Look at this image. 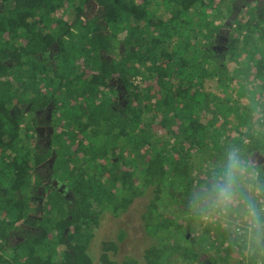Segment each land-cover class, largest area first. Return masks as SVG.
<instances>
[{
  "label": "trees",
  "instance_id": "obj_1",
  "mask_svg": "<svg viewBox=\"0 0 264 264\" xmlns=\"http://www.w3.org/2000/svg\"><path fill=\"white\" fill-rule=\"evenodd\" d=\"M216 1L224 4L220 12L215 9ZM232 1L0 0V46L10 49L14 60L33 59L37 50L58 42L62 72L39 76V80L48 86L66 87L59 96L64 99L60 112L67 127L64 132L71 142L81 134L76 148L70 150L73 157L67 155L71 168L67 169L66 163L63 167L72 200L47 187L48 207L43 205L41 211L46 215L44 221L19 242L11 241V233L17 232L19 223L33 211L29 194L40 179L18 147L24 138L7 111L12 97L9 81H0L5 86L0 89V181L4 177L7 181L0 182V264H93L87 246L99 215L106 210L118 215L148 188L152 196L141 219L154 242L144 250L145 264H203L204 240L216 248L217 257L211 264H221L236 255L233 253L243 252L240 238L227 229L216 230L217 237L207 234L206 239H195L184 234V225L177 221L180 211L190 214L196 152L224 155L234 145L251 156L264 175V163L254 159L256 154H264V104L247 106L262 118L252 123L245 119L243 123L231 122L227 114L237 113L239 108V103L235 107L230 104L234 90L224 96L212 90L216 86L224 90L225 80L233 71L236 76L239 72L235 68L222 78L226 61L235 56L221 59L210 47L221 17L236 18ZM91 2L97 12L87 17L83 5ZM249 14L253 18L247 28L229 33L227 51L242 46L246 59L253 63L251 77L246 68L242 74V82L254 86L245 93L248 100L256 92H264V33L259 24H252L257 18L264 22V4ZM5 32L8 36L2 37ZM5 49L0 48L1 55L7 53ZM115 75L127 84L135 107H112L116 90L110 80ZM135 77H140L141 85L133 82ZM202 109L210 111L204 119ZM239 126L244 127L242 133L233 139L223 137L225 127L237 130ZM34 160L39 161L37 157ZM211 175L207 173L206 178ZM161 202L176 210L162 212ZM116 249L115 241H103L99 264H116L110 256ZM245 262L264 264V256L248 255ZM124 264L140 263L126 257Z\"/></svg>",
  "mask_w": 264,
  "mask_h": 264
},
{
  "label": "rangeland",
  "instance_id": "obj_2",
  "mask_svg": "<svg viewBox=\"0 0 264 264\" xmlns=\"http://www.w3.org/2000/svg\"><path fill=\"white\" fill-rule=\"evenodd\" d=\"M138 1H141V0H138ZM214 5H216L215 6L216 11L220 12V11H222L224 4H223V2H220V1L217 2L216 1ZM257 6H258L257 3L248 2L244 8H242L238 11H235L236 12L235 13V17H236L235 20L236 21L232 20L233 22L231 21V23L232 24H237V23L243 24L242 28H244V29L247 28L248 27L247 22L250 21L251 18H253L250 16L249 11L256 10ZM57 14L58 15L61 14L62 18L64 20H66L67 22H71V19L69 17H67L66 15L60 13V11H58ZM228 18L229 17H227V19ZM225 20L226 19L221 17V20L219 21L220 22L219 26H222V24H225L226 23ZM228 24H230V22ZM252 24H259L261 26V32L264 33V22L263 21H259L257 18L256 20L253 21ZM235 34H237V33L235 32ZM256 42L257 41L253 42V45L257 46L258 43H256ZM259 45L261 46V44H259ZM241 47L235 49L232 52H227L226 53L227 55L224 56V58H227L230 55L235 56V59L232 58V59L226 61L225 69L222 71V73H223L222 78H224V76L226 74L228 76V75H231L233 73V75H231V78L229 80H228V78L225 80L226 85H225L224 90H226V92L222 89H219L217 86L216 87L212 86V87H215L212 90H214L216 92V94H220L222 96H224L226 93L230 92V90H234L233 94L230 98V104H231V106L235 107L236 103H239V108L237 109V113L227 114V119L230 120L231 122L233 121V122H241V123H243L244 119H245L246 122L250 121V123H252L255 120H257V118H262V116L260 114H258L257 112H254L252 109H249L247 106L249 103H251V104H264V92H262V93L256 92L254 94V97H252L250 100H248L246 98L245 93H247L250 89H253V85L250 83L244 84L242 82V81H244V77L242 75L244 73L243 70H245L244 68H246V70L248 72V78H250L251 77L250 74L254 72V67H253V63L248 62V60L246 59V51H242ZM255 52H256V50H254V53ZM60 54H61V52H60ZM58 56L59 57H57V59L55 58L54 60H56V63H58V66L60 68L61 63H60L59 59H61L62 56H60V55H58ZM257 57H258V55H257ZM244 62H247V64H244ZM242 64H244V65H242ZM58 66L56 68H58ZM235 68L239 70V72L237 73V76L234 74V71H233V69H235ZM60 70L62 72V67L60 68ZM89 73H90V71L86 70L85 75H88ZM236 80H238V81L236 82ZM133 82L135 84H140V85L142 84V82L140 81V77L133 78ZM230 86L233 89H231ZM51 87H52V89H56L54 86H51ZM65 88L66 87H64V89ZM68 90H70V89H68ZM242 92H243V94H242ZM59 98L60 97H58L57 99H54V102L58 104ZM63 102H64V99H63V97H61L60 102H59L58 106L56 107V108H60V110H58V112H61L63 110V108H64ZM130 106L135 107L136 103L133 102L132 105H130ZM207 106L212 108L211 104L207 103ZM207 112H210V111H206L205 109H202V112L200 114V115L204 114V115H202V119H204L205 117L208 116ZM238 115H241V117L239 118ZM60 119L61 118L55 119V117H53L54 125L55 124L58 125ZM61 121H63V120H61ZM58 127H59V129L62 128L64 131L67 130L65 123H63L62 127H61V125H58ZM69 129L71 132H74V133L76 132L73 127H70ZM243 131H244L243 126H241V127L239 126L237 130L234 129L233 127H231V129H229V127L228 128L225 127L224 128V135L225 136H223V137H230L231 139H233L234 136L238 135L239 133H242ZM65 132L57 131L55 133L54 139H53V143H55V138L58 141V148L55 149L56 159H55V162L52 166V172L56 175V177L62 183L65 182L66 180H69V178L63 174V173H66L65 171H63L64 170L63 167H64L66 161L68 160V158H70L72 156V154L70 153V150H71V148L72 149L76 148L77 140L81 138V134L77 133L74 140L71 142V140L68 138V134ZM61 141H62V144L60 143ZM226 142L229 144L230 141L226 140ZM59 143H60V145H59ZM232 146L234 147V145H232ZM227 151H229V150H227ZM227 151L225 150L223 152L224 155L218 154V153H215V155H213L210 152L205 153V151L196 152L194 154L195 159H194V169L192 170V175H193V178L195 179V182H193L192 188L190 190L191 195L199 186H202L205 184L204 179L207 177L206 176L207 173L212 174L219 167V165L223 162L224 158L226 157ZM67 155H68V158H67ZM80 155L83 156V153L80 152ZM203 156H204V161H203ZM258 160H263V162H264V154H260V156L258 157ZM71 166H72V163H71V165L66 163L67 169H70ZM4 178L5 179L1 178L0 182L6 183L7 182L6 177H4ZM208 179H210V178H206V181ZM259 180L262 181V178L261 179L258 178V181ZM54 189H56V188H54ZM35 191L36 190H34L33 192H35ZM151 196H152L151 189L148 188L145 194L136 197L133 200V202L129 205V207L125 211L120 212L118 215L112 214L110 211H107V210L103 211V213H101L99 215L97 225L95 226V228L91 232V238H90V240L88 242V246H87V251L93 260V264H99L98 258H99V254L102 251L101 250L102 243H103V241H108V240L109 241H115V243H116V246H117L116 251L114 253L112 251H110V256L115 261L116 264H124V260L126 257H133L140 264H145L144 256H143L144 250L154 242V239L147 232H145V230L143 228L141 214H142V212L145 208V205L147 204V202ZM44 198H45V200L43 201V204L41 205V207L43 205H46V208H47L48 207L47 202L49 200V194L48 193L45 194ZM160 208H161L162 212L167 213V214H169L171 211L173 212L174 210H176L175 206H171V208L167 209L165 202L160 203ZM41 210H42V208H41ZM179 213L180 214H179V218H177V221L184 225L185 229L183 230V232L189 238H195V239H201V238L204 239L205 238L206 239L207 234H209V237H211V236L217 237L216 230L222 229V228L226 229L219 222H217V223H206V222L202 221L199 218V216L196 213L192 212L191 210H190V214H188L184 211L183 212L180 211ZM43 214L44 213L43 212L41 213L39 208H35L33 211L29 210V213H27V219L25 220L26 222L22 220L19 223L20 229L17 230L16 233L22 237H23V235H26L28 233L27 231H29L30 228H35V226L39 225L40 223H42L44 221V218L46 217V215H43ZM27 220H29V221L33 220L35 223L30 224V222H27ZM187 223H189L188 227H186ZM122 232H124V235L122 236V238L120 240H118L117 238H118L119 234L121 235ZM213 237H211V238H213ZM172 240H173V238H171V241ZM239 242H241V241H239ZM240 245H241V249L243 250V252H240V254H238V252L233 253V254H236L237 256L236 255L232 256L227 261H225L221 264H247L245 261L247 260L248 254L245 252L244 245L242 243ZM59 249H60V247H59ZM238 249L239 248L236 247L233 250H238ZM201 254H203V259H207L210 263H212L211 261L214 260L213 258L217 257L215 246H212L206 240H204V245L202 246ZM3 256L7 257L5 254H3ZM237 257L241 258V259L239 260V259H237ZM215 264H219V263L216 262Z\"/></svg>",
  "mask_w": 264,
  "mask_h": 264
},
{
  "label": "flooded vegetation",
  "instance_id": "obj_3",
  "mask_svg": "<svg viewBox=\"0 0 264 264\" xmlns=\"http://www.w3.org/2000/svg\"><path fill=\"white\" fill-rule=\"evenodd\" d=\"M248 2L257 3L258 6L264 4V0H233L231 7L233 11H238L244 8ZM94 5L92 2L90 6L88 4L83 5V13L87 17L95 16L97 10ZM2 9L3 4L0 2V11ZM225 22L219 27L218 32L214 35L213 43L210 45L212 49L217 51V55L221 59L224 58L229 49V33L233 29H239V27L243 26V24L239 23L232 24L231 21L228 24L229 19H226ZM247 23L250 24L249 21ZM52 25L55 26V24ZM54 26L51 27L54 29L56 27ZM1 36L7 37L8 34L5 32ZM0 48L5 49L4 46H0ZM6 51L7 53L0 54V81L5 79L9 81L7 87L12 92V97L10 98L7 111L16 124H13L14 127L18 126L20 134L24 138L23 145L19 144L18 147H22L24 153L27 154L28 166L31 167V171L38 174L40 179V184L37 185L34 194H29V200L32 204L31 208L32 210L39 208L42 211L41 205L45 200L44 195L48 193L47 187L52 191L57 190L62 193L67 200H72L73 198L67 183H62L52 172V166L56 159L55 149L58 148L56 138L55 143H53L54 135L57 131L64 132L62 128L59 129L58 125L62 127L63 123H65L62 115L56 109L57 103L54 102V99L60 96L64 86H54L56 89H52L51 85L48 86L45 83L46 81L39 80V76L59 73L61 66L59 68L58 63L54 60L55 58L57 59L59 54L58 42L53 41L50 46H44V48L37 50L33 59L24 60L19 58L14 60V54H11L10 49H5ZM19 60H21V64L18 62ZM2 66H6V68H1ZM57 66L58 68H56ZM110 83L116 90L112 104L114 109L127 110L128 105H132L133 102L136 103V101L131 102L135 98L128 90L127 84L123 83L116 75L111 78ZM1 88H5V86L0 85ZM21 92H24V94H21ZM53 117L55 119L61 118L58 125H54ZM62 141L60 142L61 144ZM259 156V154H256L254 159H258ZM36 157L39 160L38 163L34 160ZM260 161L264 163L263 160ZM8 166L10 165H4V168ZM260 174L259 172L260 177L258 176V178L264 180V175ZM34 229L30 228L31 232H34ZM9 239L16 243L22 239V236L12 232ZM202 262L203 264H211L207 259H203Z\"/></svg>",
  "mask_w": 264,
  "mask_h": 264
},
{
  "label": "clouds",
  "instance_id": "obj_4",
  "mask_svg": "<svg viewBox=\"0 0 264 264\" xmlns=\"http://www.w3.org/2000/svg\"><path fill=\"white\" fill-rule=\"evenodd\" d=\"M251 156L233 147L204 185L189 199V209L206 223L219 222L250 256H264V183Z\"/></svg>",
  "mask_w": 264,
  "mask_h": 264
},
{
  "label": "water",
  "instance_id": "obj_5",
  "mask_svg": "<svg viewBox=\"0 0 264 264\" xmlns=\"http://www.w3.org/2000/svg\"><path fill=\"white\" fill-rule=\"evenodd\" d=\"M92 2H94V1H92ZM230 21H232V20L230 19L229 22H230Z\"/></svg>",
  "mask_w": 264,
  "mask_h": 264
}]
</instances>
